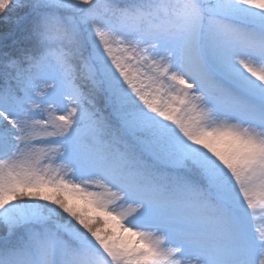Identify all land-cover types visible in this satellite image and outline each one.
Masks as SVG:
<instances>
[{"label": "snow or ice", "instance_id": "obj_1", "mask_svg": "<svg viewBox=\"0 0 264 264\" xmlns=\"http://www.w3.org/2000/svg\"><path fill=\"white\" fill-rule=\"evenodd\" d=\"M0 20V264H264V0Z\"/></svg>", "mask_w": 264, "mask_h": 264}, {"label": "trees", "instance_id": "obj_2", "mask_svg": "<svg viewBox=\"0 0 264 264\" xmlns=\"http://www.w3.org/2000/svg\"><path fill=\"white\" fill-rule=\"evenodd\" d=\"M24 11L25 10H20L19 12L10 15H23ZM6 33H10L11 38L19 37L21 35L18 27L15 24L5 23L4 21L0 20V36H3Z\"/></svg>", "mask_w": 264, "mask_h": 264}]
</instances>
